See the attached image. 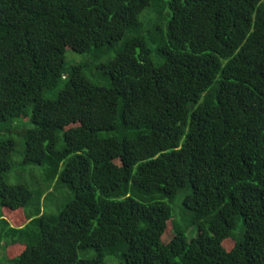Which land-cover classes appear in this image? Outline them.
I'll return each mask as SVG.
<instances>
[{"label": "trees", "instance_id": "1", "mask_svg": "<svg viewBox=\"0 0 264 264\" xmlns=\"http://www.w3.org/2000/svg\"><path fill=\"white\" fill-rule=\"evenodd\" d=\"M14 133L45 169L32 215L33 190L8 180ZM57 178L73 197L43 212ZM2 251L264 264V0H0Z\"/></svg>", "mask_w": 264, "mask_h": 264}, {"label": "rangeland", "instance_id": "2", "mask_svg": "<svg viewBox=\"0 0 264 264\" xmlns=\"http://www.w3.org/2000/svg\"><path fill=\"white\" fill-rule=\"evenodd\" d=\"M88 58V55H84L78 52H75L73 50H68L67 57H66V64L69 65L74 62H80L84 61ZM95 65H92L94 67ZM93 72L96 74L98 71L93 68ZM89 76V75H88ZM91 79H95V77L89 76ZM23 127H19V129H22ZM13 137L15 138L17 142L16 151L14 152L12 156V168L8 172V180L11 183L21 182L26 184L29 188H31L34 192L33 198L31 200V204L27 207V212L29 215H32V205L37 203V189L39 187H42V184L44 185V178H45V169L43 165L39 164H30L25 165L23 164L24 161V140L23 138H20L17 133L13 134ZM73 197V191L66 185H64L61 181H59V178H57L51 189L45 192L42 200H41V208L43 212L46 213H57L59 210L65 205V203ZM172 206L174 208V215L175 218L181 219L182 218V206L180 204V199H176L174 203H172ZM194 230L190 229L188 234L189 236H193L197 233L196 227H193ZM173 235V229L172 227L169 229L168 234L166 235V240L170 239ZM7 240H3V243H5ZM0 252V255H2ZM111 258H108L110 260ZM5 260L2 258L0 259V264L4 263ZM108 264H111V261L108 262ZM113 264H118V262H113Z\"/></svg>", "mask_w": 264, "mask_h": 264}]
</instances>
